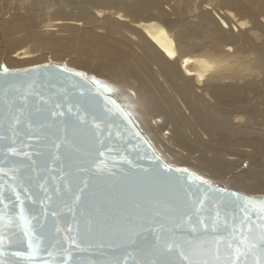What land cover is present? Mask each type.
Listing matches in <instances>:
<instances>
[{
    "label": "bare ground",
    "instance_id": "6f19581e",
    "mask_svg": "<svg viewBox=\"0 0 264 264\" xmlns=\"http://www.w3.org/2000/svg\"><path fill=\"white\" fill-rule=\"evenodd\" d=\"M43 61L109 83L169 162L264 194V0H0V64Z\"/></svg>",
    "mask_w": 264,
    "mask_h": 264
},
{
    "label": "water",
    "instance_id": "95a60500",
    "mask_svg": "<svg viewBox=\"0 0 264 264\" xmlns=\"http://www.w3.org/2000/svg\"><path fill=\"white\" fill-rule=\"evenodd\" d=\"M5 67L9 70L7 77L3 74ZM64 68L72 72H63ZM73 72L83 76H74ZM28 84L38 95L24 99L22 94ZM102 86L112 92H105ZM104 96L114 100L115 105H106ZM5 97L14 103L5 104ZM116 105L129 113L131 124ZM9 108L13 113L23 112L24 117L17 126L15 143L0 140V167L9 173L0 178V183L7 181L0 214L15 217L11 227L3 231L16 234L11 246H4L7 255L0 257L6 264H144L157 258L151 253L160 244L161 224L165 232L174 229L177 237L205 238L202 231L192 233L187 225V216H196L198 205L194 206L193 201L203 200L205 194L209 199L204 201L200 215L209 217L206 222L210 228L217 211L221 220L231 222L235 217L239 223L244 201L236 200V196L264 200V194L234 189L169 162L116 90L80 69L50 61L15 69L1 63L0 125L8 124ZM78 113L85 116L86 123L78 119ZM29 115L31 127L25 122ZM4 131L0 128V132ZM9 147L29 155L13 156L7 153ZM12 165L18 168L16 175L23 176L16 185L19 199L8 187L15 183L10 178ZM165 165L173 171H167ZM175 169L187 171L178 173ZM189 174L208 181L212 189L235 195L214 192ZM84 181L88 188L76 202L73 192L83 187ZM21 201L34 231L33 243L39 246L33 256L28 255L32 249L19 217ZM57 227L63 230L57 237L59 244L50 235ZM87 227L93 230L91 246L84 250L69 247L77 229L83 232ZM65 236L69 239L65 240ZM15 252L25 255L15 256Z\"/></svg>",
    "mask_w": 264,
    "mask_h": 264
},
{
    "label": "snow or ice",
    "instance_id": "6c2138e0",
    "mask_svg": "<svg viewBox=\"0 0 264 264\" xmlns=\"http://www.w3.org/2000/svg\"><path fill=\"white\" fill-rule=\"evenodd\" d=\"M63 72H72V70L68 68L62 69ZM3 74L7 77L9 75V70L5 67L3 69ZM27 71H25V75H27ZM74 76H83L80 72H73ZM89 83H97L98 81H89ZM104 87L105 92H112V89L107 86ZM33 85L28 84L27 90L22 94L24 99H27L28 95H38V93H34L32 91ZM7 92V90H5ZM103 95V93H101ZM43 100V97H40ZM105 104L115 105L114 100H110L108 96H104ZM3 102L7 105H11L14 101L4 98ZM59 108V105H56ZM117 111L126 119L128 123L131 124V120L129 119V113L124 111V109L120 108L116 105ZM112 111V109H108ZM71 111V109H69ZM9 114V122L5 125H0V128H5L4 132H0V140L2 139H10L13 143H15V138L19 134L18 125L22 122V118L24 117V113H13L11 108L8 109ZM63 115V113H54ZM78 119L87 122L85 116L80 115L78 113ZM25 122H30L29 119ZM99 127V125H97ZM11 133L9 136L7 133ZM7 153H10L13 156L19 155H29L27 153L18 152L16 148L9 147L7 149ZM7 163V161H6ZM167 171L171 172L173 169L165 165ZM178 173L186 172V169H175ZM11 173V180L14 181V184H9L8 187L12 189V191L16 194L19 199V192L16 190V185L20 184L23 176L18 177L16 173L18 172V168L16 165H12L9 169ZM4 167H0V178L8 175ZM197 181H200L203 184H208L209 189L214 192H224V189H212L211 185L206 180H201L200 177H192ZM5 183H0V203L4 200V191ZM88 188L87 181L83 182V187H79L78 191L73 192V197L76 202H80L81 195L84 194L85 189ZM26 190V189H25ZM227 196L231 197L235 194L226 193ZM209 199L207 194H205L203 200H195L193 201V205L196 207V216L195 219L192 215L187 216V225L190 228L192 233H198L202 231V235L205 238L202 239H184L182 237H177L174 229H168L166 232L163 231V225L161 224L160 230L162 231L161 236L159 237L160 244L152 251L151 255L157 257L154 260L149 262H144V264H264V200H255L249 198H243L236 196V200H243L244 207L241 208V212L243 213L240 218L239 223L235 222V217H233L230 222L227 219L221 220L220 212L217 211L215 214V218L212 219L211 228L209 223L206 222L209 217H203L200 213L204 210V201ZM7 207V205H5ZM219 208V205L217 206ZM254 213V215H253ZM20 220L23 222L24 226V235L28 238V247L32 249L29 256H33L37 254L38 245L33 243L34 231L29 226L30 221L26 218L24 214L23 201H21ZM15 217L8 216L7 214H0V224L3 225L0 228V257L7 255L5 252V245L11 246L13 239L16 238L15 232H9L7 234L4 233L3 228H10L12 223L14 222ZM181 220L184 219L182 216ZM39 224V221H37ZM43 228V225H40ZM63 230L60 228H55L54 232L51 233V239L55 240L57 244L61 243V241L57 238L58 234H60ZM65 240L69 238L67 236L64 237ZM93 240V230L90 227L85 228L83 232L77 229L76 237L72 238L69 243V247L75 245L77 249L84 250L86 246H91ZM52 253L50 252L49 255ZM15 256H23L25 253L15 252L13 253ZM0 264H6V261L0 259Z\"/></svg>",
    "mask_w": 264,
    "mask_h": 264
},
{
    "label": "rangeland",
    "instance_id": "374dc122",
    "mask_svg": "<svg viewBox=\"0 0 264 264\" xmlns=\"http://www.w3.org/2000/svg\"><path fill=\"white\" fill-rule=\"evenodd\" d=\"M21 44V43H20ZM14 47L16 48V47H18V44H15L14 45ZM46 61H43L42 63H45ZM42 63H40V64H42ZM1 65V64H0ZM33 65H35V64H33ZM9 68V67H8Z\"/></svg>",
    "mask_w": 264,
    "mask_h": 264
}]
</instances>
